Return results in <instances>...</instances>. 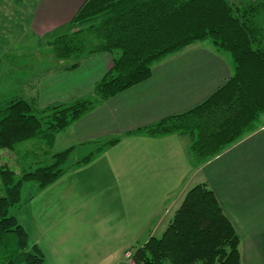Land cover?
Returning <instances> with one entry per match:
<instances>
[{"label":"trees","instance_id":"16d2710c","mask_svg":"<svg viewBox=\"0 0 264 264\" xmlns=\"http://www.w3.org/2000/svg\"><path fill=\"white\" fill-rule=\"evenodd\" d=\"M206 41L232 57L233 76L198 106L143 130L150 136H189L199 166L260 128L264 0L245 5L234 0H86L56 29L49 43L54 72L75 71L100 54H110L113 66L90 93L70 102L42 108L36 98L13 97L0 103V151L15 152L19 145L32 142L19 156V171L0 165V264H48L41 247L11 211L24 204L26 184H35L40 191L68 171L74 147L52 154L57 136L102 104L149 80L154 65L167 55ZM43 146L51 162L47 157L38 160ZM94 153L83 162L92 160ZM239 245L240 237L214 191L199 183L185 194L163 236L136 248L131 259L135 264H241Z\"/></svg>","mask_w":264,"mask_h":264},{"label":"crops","instance_id":"0c3cea01","mask_svg":"<svg viewBox=\"0 0 264 264\" xmlns=\"http://www.w3.org/2000/svg\"><path fill=\"white\" fill-rule=\"evenodd\" d=\"M77 1L72 0V7L62 12L60 18L54 20L55 23L49 28L37 29L32 24L33 19L30 23L31 28L34 27L38 33L43 30L47 33L56 31L79 11L82 0ZM71 11L72 13L67 16ZM48 12L51 13L50 8ZM35 18L38 25L45 21V18L40 21V10L34 20ZM31 54L35 55V58H40L41 49H32ZM49 56L52 61L53 54L50 53ZM112 66L113 58L110 54L95 55L88 58L75 71H51L48 81L38 82L36 73L35 79L38 82L36 85L41 84V92L65 90L66 98L57 103H66L70 99L90 93ZM36 70L44 72L41 68ZM233 73V59L229 54L219 52L202 42L192 44L157 62L149 80L117 95L84 116L73 125L75 126L73 132L77 135L76 130H80L82 135L80 141L100 140L106 144L118 139V142L107 146L97 158L88 162H97L100 168L98 173H102L100 178L91 177L89 174L91 167H87L89 176L83 179L91 183L92 187L107 192L124 191L127 194H135L138 185L151 189L154 179L161 177L166 182L171 177L181 174V183L184 184L176 198V205L180 206L185 194L193 186L206 183L214 191L224 214L241 238V264H264V124L261 123L258 131L228 148L220 156L200 166L194 162L189 136L183 134L150 136L143 131L148 126L184 113L206 101L224 86ZM73 172L68 171L64 176ZM183 173L186 175L183 176ZM51 186L37 191L26 206L30 209L34 200L38 197L44 198ZM114 186L123 188L116 189ZM107 192L108 200L112 199ZM58 197L60 198L59 195ZM122 197L125 198L124 193ZM59 198H52L55 207L61 203H65L67 207L70 200L65 194L63 200ZM143 203L145 201L135 202L140 206ZM174 217L170 219L169 224ZM19 218L22 223V217ZM57 218L50 217L49 229L42 233L40 241H34L41 245L48 264L132 263L128 249L134 245L128 246L130 241L119 247L117 244L112 245L116 241L107 239L108 243H102V247L109 248V255L99 258V251L89 249L88 257L84 260L82 254L85 253L87 244V237L84 235L86 231L83 230L85 225L81 226L79 231H74L71 227L67 229L70 217H63V220ZM119 218L121 221H118V224L131 220V217ZM38 219L40 217L34 218L35 222ZM82 220L81 218L80 221ZM51 230L54 237L51 236ZM152 237H156L153 231L140 246L146 244ZM93 242L94 240L90 244Z\"/></svg>","mask_w":264,"mask_h":264},{"label":"rangeland","instance_id":"374dc122","mask_svg":"<svg viewBox=\"0 0 264 264\" xmlns=\"http://www.w3.org/2000/svg\"><path fill=\"white\" fill-rule=\"evenodd\" d=\"M85 1L82 0L81 5ZM234 1L237 2V5H245L249 0ZM71 7L72 0H0V59L2 60L0 67V103L13 97L25 100L36 98L39 101V105L42 108H46L51 104L57 103L62 98H66L65 90L63 89L41 92V84L36 85L38 82L48 81L51 77L49 73L53 72L52 68L55 67L51 65L49 54H53V49L49 42L53 39L56 31L47 33L43 30L38 33L34 30V27L31 28L30 23L40 10V21L44 20V18L45 21L38 25L35 18L34 21L32 20V24L37 29L49 28L60 18L62 12L68 11ZM49 8L51 9L50 14L48 12ZM71 13L72 11L67 16ZM211 44V41H206L204 45L209 46ZM32 49H41V57L35 58V55L31 54ZM37 68L43 69L44 72H38ZM36 73L39 79L38 82L35 79ZM49 83L50 81L47 82V84ZM71 100L73 99L68 102ZM261 123L264 124V115L261 118ZM73 129H75V126L61 132L50 151L55 154L74 147L72 156L68 161L69 168L67 169L74 172L68 173L55 182L47 190L44 198L38 197L34 200L30 209L29 206H26L27 202L30 203L38 192L35 184H26L22 194V202L24 204L21 208L13 209L11 213L18 218L22 217V223L29 230L32 242L42 239V233L49 229L50 217H58L57 220H59V217L62 220L63 217H70L71 220L68 222L69 226L67 229L71 227L72 230L79 231L80 227L85 225L83 230L86 231L84 235L87 237V244H85V253L82 254L84 260L88 257L89 249L99 251V258L109 255V248L104 249L102 247V243H108L106 239L116 241L112 245L116 246L117 244L119 247L123 243L130 241L128 246L134 245V248L128 249L130 250L128 255L132 256L135 248H138L140 244H143L148 239L147 235L151 231H153L154 236L160 238L170 219L175 216L178 210L177 206H179L176 205V198L180 195V188L184 184L181 183V174L171 177L166 182L161 177H158L154 179L151 189H145L146 187L138 185L135 194H127L124 191L107 192L92 187L91 183L83 179V177L89 176L87 175V167H91L89 171L91 177L100 178L102 173H98L100 168L97 162L84 163L82 159L99 149L103 150L109 145L104 144L100 140L98 142L80 141L82 136L80 130H76L77 135H75ZM31 143L29 141L19 145L15 152L0 151V165L8 164L17 169L20 160L19 156L31 148ZM41 146L42 144L39 143L38 147ZM32 148L35 149V143ZM43 148H40L38 160H43V158L47 157L50 160L49 162H51V155L47 154L45 146ZM100 154L101 152L94 153L92 158L95 159ZM106 155L108 156V154ZM27 161H30V159H27ZM17 171L19 170L17 169ZM185 175L183 173V176ZM201 181L205 180L201 179ZM1 183L0 179V193L1 189L3 191ZM114 187L116 189L123 188L122 186ZM106 192L112 196V199L108 200ZM51 193L52 195H50ZM122 193H124L125 198L122 197ZM64 194L70 200L67 203V207L65 203L55 207L52 198H59V195V199L63 200ZM138 201H145V203L142 206L136 205L135 202ZM38 217L40 219L35 222L34 218ZM119 217H131V220L127 223L118 224L117 222L121 221ZM81 218L83 219L82 221H80ZM51 236L54 237L52 230ZM92 240L94 242L90 244ZM91 255L93 256V254ZM131 261V264H135L132 259Z\"/></svg>","mask_w":264,"mask_h":264}]
</instances>
